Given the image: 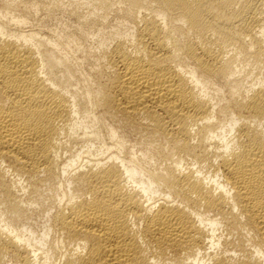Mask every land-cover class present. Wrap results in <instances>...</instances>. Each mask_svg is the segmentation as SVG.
<instances>
[{
  "label": "bare ground",
  "instance_id": "obj_1",
  "mask_svg": "<svg viewBox=\"0 0 264 264\" xmlns=\"http://www.w3.org/2000/svg\"><path fill=\"white\" fill-rule=\"evenodd\" d=\"M61 2L0 0V264H264V0Z\"/></svg>",
  "mask_w": 264,
  "mask_h": 264
},
{
  "label": "rangeland",
  "instance_id": "obj_2",
  "mask_svg": "<svg viewBox=\"0 0 264 264\" xmlns=\"http://www.w3.org/2000/svg\"><path fill=\"white\" fill-rule=\"evenodd\" d=\"M19 1V0H17ZM61 8H56L52 11H45L44 10H38L34 16L37 20H43L47 28H54V29H60L64 24H72L74 22H77L76 15L74 13H80L79 15H85L88 11L86 2L90 4V0H61ZM72 10L73 17L71 16ZM70 12V13H69ZM111 18V17H109ZM45 26V27H46ZM67 29H70V27H67ZM95 35H89L88 44L91 46H94L95 43ZM94 40V41H93ZM82 70H84L82 68ZM34 212L30 216V220L27 224V228L32 230L34 233V236L42 235L43 230L46 229V221L47 216H43L39 210V205L33 204ZM49 239V237H48Z\"/></svg>",
  "mask_w": 264,
  "mask_h": 264
}]
</instances>
